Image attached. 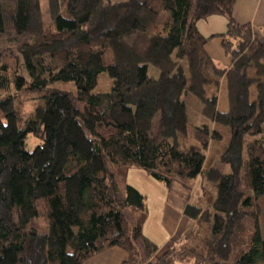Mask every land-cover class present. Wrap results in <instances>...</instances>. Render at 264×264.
<instances>
[{
	"label": "trees",
	"instance_id": "obj_1",
	"mask_svg": "<svg viewBox=\"0 0 264 264\" xmlns=\"http://www.w3.org/2000/svg\"><path fill=\"white\" fill-rule=\"evenodd\" d=\"M46 1L47 19L42 0H0V264H83L112 246L128 252L123 264L264 263V38L235 20V0ZM218 14L228 20L219 37L229 69L207 54L211 37L197 25ZM103 72L111 87L95 92ZM58 81L74 82L76 94L52 88ZM27 90L43 104L22 121ZM185 92L210 123L189 131ZM225 132L228 173L211 155ZM29 134L41 139L33 151ZM132 167L168 188L177 179L215 183V198L186 206L194 223L181 249L161 251L144 235L147 199L126 180ZM34 218L47 233L29 227ZM204 223L210 235L195 243Z\"/></svg>",
	"mask_w": 264,
	"mask_h": 264
},
{
	"label": "crops",
	"instance_id": "obj_2",
	"mask_svg": "<svg viewBox=\"0 0 264 264\" xmlns=\"http://www.w3.org/2000/svg\"><path fill=\"white\" fill-rule=\"evenodd\" d=\"M234 18L239 24L250 23L254 36L264 38V0H235ZM227 24V18L219 14L201 19L197 24L203 36L211 37L205 45L207 54L216 66L225 69L232 66V59L226 54L219 35L226 32ZM126 180L147 199L148 210L143 226L144 235L156 243L161 251L168 247H177V244L184 245L188 241L186 234L194 223L193 219L184 213L190 202L184 199L174 201L171 198V188L166 187L143 168H129ZM197 181L196 179L185 182L178 179L174 182L191 184L194 187ZM127 258L128 252L124 248L112 246L93 255L83 264H123ZM174 264L191 263L176 260Z\"/></svg>",
	"mask_w": 264,
	"mask_h": 264
},
{
	"label": "rangeland",
	"instance_id": "obj_3",
	"mask_svg": "<svg viewBox=\"0 0 264 264\" xmlns=\"http://www.w3.org/2000/svg\"><path fill=\"white\" fill-rule=\"evenodd\" d=\"M114 2H121L126 0H112ZM43 4V11L45 13V18L48 17V8H47V1L42 0ZM47 19V18H46ZM22 74L30 80V77L26 71L25 68L22 70ZM150 74L152 76L157 77L159 75V71L153 67L150 68ZM112 80L109 77V75L106 72H103L100 74L99 77V84L96 87L95 92H106L109 91L111 87ZM52 88H57L61 90H65L68 92H71L73 94H76V86L75 83L72 81L64 82V81H58L51 85ZM19 90L16 88H12L11 92L13 94H18ZM221 94V93H220ZM222 104L220 105L221 109H226L227 105V92L224 90L221 94ZM183 99L187 105V112H188V119H189V131H191L195 126H199L205 123H210V120L203 115L202 113V103L201 101L194 96L190 92H185L183 94ZM21 100V101H20ZM20 101V103H19ZM19 101L17 102V105L21 108V120L25 121L27 118H29L32 115V112L34 108H36L39 104H43V98L41 96V93L38 92H30V91H24L22 95L19 97ZM78 106L82 109L83 104L78 103ZM159 121L160 117L157 116L154 119L155 126H154V134L157 135L159 131ZM23 124V122H21ZM99 132L105 136L109 135L111 132H113V128L107 127V126H100ZM229 134L228 132H225L224 139L222 141H216L214 142V145L211 149V155L213 157V166L220 169L224 173H228L231 171L230 166L226 163H223L221 161V155L225 148L228 145L229 141ZM179 141H181V148H188L191 143H193V139L191 137V134L187 137H180ZM41 143V139L39 137H36L33 134H29L26 138L25 147L28 151H33L37 145ZM114 170V168H112ZM178 180V179H177ZM181 180V179H180ZM176 181V180H175ZM185 181V180H182ZM191 182V180H189ZM188 182V181H185ZM202 185L204 187H202ZM240 189H242V186L240 185ZM204 192V193H203ZM212 195V198L216 197L215 194V183L209 182L207 180L203 181V184L199 181H197V184L192 187L191 184H181L179 182H173L171 186V198L174 201H181L184 199L186 202L189 201L190 204H196L198 201L203 200L204 197H207L206 195ZM201 198V199H200ZM259 204L262 206V214L260 216V231L262 237H264V196L260 197L258 200ZM245 224L249 227H253V220L250 218L245 220ZM29 227H35L38 228L40 232L47 233L48 232V225L46 222L39 218H34L33 221L30 223ZM210 235V224L204 223L202 226V229L200 231V235L192 239L195 243H203L205 239ZM182 244H177V248L181 249ZM201 248V247H200ZM256 264H264L263 261H259Z\"/></svg>",
	"mask_w": 264,
	"mask_h": 264
}]
</instances>
